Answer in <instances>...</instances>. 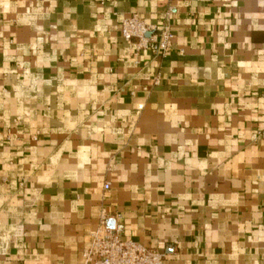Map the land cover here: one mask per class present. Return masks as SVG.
Returning a JSON list of instances; mask_svg holds the SVG:
<instances>
[{
	"label": "crops",
	"instance_id": "1",
	"mask_svg": "<svg viewBox=\"0 0 264 264\" xmlns=\"http://www.w3.org/2000/svg\"><path fill=\"white\" fill-rule=\"evenodd\" d=\"M102 212L163 264H264V0H0V264H83Z\"/></svg>",
	"mask_w": 264,
	"mask_h": 264
},
{
	"label": "built area",
	"instance_id": "2",
	"mask_svg": "<svg viewBox=\"0 0 264 264\" xmlns=\"http://www.w3.org/2000/svg\"><path fill=\"white\" fill-rule=\"evenodd\" d=\"M120 34L127 42L134 41L137 50L146 49L154 55H164L172 46L168 22L149 24L136 14L122 20ZM121 217L115 212L113 226L106 227L107 215L102 212L101 226L91 233L89 244L82 249L83 264H163L165 252L123 236Z\"/></svg>",
	"mask_w": 264,
	"mask_h": 264
}]
</instances>
